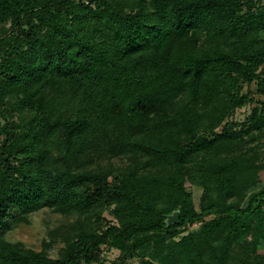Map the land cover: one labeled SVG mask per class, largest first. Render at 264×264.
I'll use <instances>...</instances> for the list:
<instances>
[{
    "label": "trees",
    "instance_id": "16d2710c",
    "mask_svg": "<svg viewBox=\"0 0 264 264\" xmlns=\"http://www.w3.org/2000/svg\"><path fill=\"white\" fill-rule=\"evenodd\" d=\"M262 171L264 0H0V264H264Z\"/></svg>",
    "mask_w": 264,
    "mask_h": 264
},
{
    "label": "rangeland",
    "instance_id": "374dc122",
    "mask_svg": "<svg viewBox=\"0 0 264 264\" xmlns=\"http://www.w3.org/2000/svg\"><path fill=\"white\" fill-rule=\"evenodd\" d=\"M8 27L10 24L7 25ZM252 91L255 92L256 85L253 84L251 87ZM254 98L258 99L257 94H253ZM258 101V100H257ZM258 105L256 102H250L244 107L240 108L236 115L234 116L237 120H244L251 112V109ZM18 113H14V119H17ZM261 179L264 183V171L260 173ZM192 190L194 191L196 200L200 197L201 189L193 186ZM106 216L111 219L112 216L110 213H106ZM66 221L64 217L60 214L54 213L49 209H43L37 213H34L31 216L29 223H23L20 226H17L10 231L8 237L12 241L21 242L25 247L34 248L40 250L42 248V241L47 237L48 230L52 227H55ZM199 224H195L192 227L196 228ZM61 249V244L55 243L51 246L50 253L52 256H57L59 250ZM260 252L264 254V244L261 246ZM120 252L118 250H111L105 252V261L109 264L112 260L119 256ZM129 264H142L139 258H135L129 261Z\"/></svg>",
    "mask_w": 264,
    "mask_h": 264
},
{
    "label": "water",
    "instance_id": "95a60500",
    "mask_svg": "<svg viewBox=\"0 0 264 264\" xmlns=\"http://www.w3.org/2000/svg\"><path fill=\"white\" fill-rule=\"evenodd\" d=\"M180 216H181V211L179 209L174 210L172 213L167 214L166 217V223L167 226L170 227L173 224H177L180 222Z\"/></svg>",
    "mask_w": 264,
    "mask_h": 264
}]
</instances>
